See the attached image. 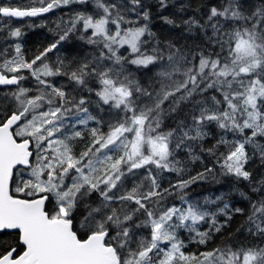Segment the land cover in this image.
Returning <instances> with one entry per match:
<instances>
[{"label":"snow or ice","instance_id":"6c2138e0","mask_svg":"<svg viewBox=\"0 0 264 264\" xmlns=\"http://www.w3.org/2000/svg\"><path fill=\"white\" fill-rule=\"evenodd\" d=\"M56 9L27 56L3 18ZM0 33V264H264V0H35Z\"/></svg>","mask_w":264,"mask_h":264},{"label":"trees","instance_id":"16d2710c","mask_svg":"<svg viewBox=\"0 0 264 264\" xmlns=\"http://www.w3.org/2000/svg\"><path fill=\"white\" fill-rule=\"evenodd\" d=\"M250 2H258V0H250ZM176 3H181V0H176ZM35 4V0H1L2 6H15L26 8L30 5ZM78 7V6H75ZM62 9H56L54 12H50L38 17L25 18L20 20H15L13 18H3L4 21L11 20V28L20 27L23 33L22 36V46L24 48L25 54L27 56H31L36 52L38 48L45 46L54 36L52 32L49 31L50 28H54L55 24L58 22L57 16L63 14ZM176 9L170 8L166 9L164 14H171L175 12ZM178 16L181 14H177ZM155 16V11H154ZM66 18V17H65ZM9 26L5 27V31L8 30ZM152 28L158 35L169 36L173 40H177L181 43L186 42L185 37L187 34L182 33L181 28H173L170 25H166L163 20L159 18H155L152 21ZM3 35V33H0ZM190 43V41H187ZM11 52V50H9ZM51 55V54H50ZM0 89H6L0 87ZM3 96V93L0 92V97ZM3 101L0 100V103ZM193 171H195V166H193ZM253 171L257 175L261 173V168L258 165H253ZM170 175L172 180L175 181V174H167ZM167 183V182H165ZM232 189V198L240 199L239 191H247V189L243 186V184L236 185L234 182H230L228 179L222 181V183H201L198 185H193L191 189H189V197H197L201 201L205 196L209 195H218L219 191H229ZM235 189H239L236 191ZM171 202V198L170 201ZM242 220L239 217H234V220L230 226V230L234 231L237 227L240 226ZM227 242V240H225ZM219 243V241H216ZM204 246L200 245H189V248L185 251L196 252L198 248L202 249ZM211 247V244L209 245Z\"/></svg>","mask_w":264,"mask_h":264},{"label":"water","instance_id":"95a60500","mask_svg":"<svg viewBox=\"0 0 264 264\" xmlns=\"http://www.w3.org/2000/svg\"><path fill=\"white\" fill-rule=\"evenodd\" d=\"M0 5H1V0H0ZM5 18H9V17H5ZM27 18V17H25ZM25 18H13L15 20H20V19H25ZM0 87H15V86H0Z\"/></svg>","mask_w":264,"mask_h":264}]
</instances>
